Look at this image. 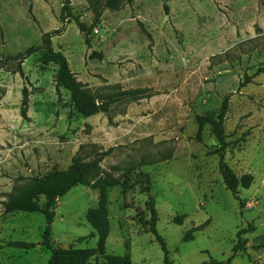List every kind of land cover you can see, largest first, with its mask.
<instances>
[{
    "label": "rangeland",
    "instance_id": "374dc122",
    "mask_svg": "<svg viewBox=\"0 0 264 264\" xmlns=\"http://www.w3.org/2000/svg\"><path fill=\"white\" fill-rule=\"evenodd\" d=\"M66 1L0 0V264H48L51 252L38 244L45 216L5 212L4 202L53 169H68L74 157L98 161L119 180L107 190L106 253L91 264H111L110 257L126 253L132 264H164L160 242L141 222L152 218V197L174 264L228 259L243 229L250 230L241 236L246 248L232 263L264 264V72L256 75L264 67V0H118L116 11L105 7L107 0ZM65 5L87 25L102 11L90 46L72 19L53 37L72 71L99 94L142 89L138 98L84 116L42 49L21 61L46 32L64 25ZM93 50L103 57H91ZM248 76L252 82L243 86ZM225 97L226 161L236 177L253 176L249 188L239 189L244 206L226 187L219 156L210 153L218 146L211 126L197 137L196 117L217 115ZM98 201L99 190L86 185L58 199L52 232L60 246H97L87 212ZM10 240L36 246H7Z\"/></svg>",
    "mask_w": 264,
    "mask_h": 264
},
{
    "label": "trees",
    "instance_id": "16d2710c",
    "mask_svg": "<svg viewBox=\"0 0 264 264\" xmlns=\"http://www.w3.org/2000/svg\"><path fill=\"white\" fill-rule=\"evenodd\" d=\"M134 0H128L129 3ZM105 7L112 11H116L122 8V3L118 0H107ZM102 11L96 12L94 22L91 25H87L85 22L80 21L79 15L73 13L70 5H65L64 12L62 13V20L64 25L61 28L53 29L46 32L43 35V41L40 46H32L28 48L25 56L22 60L30 56L31 54L43 50L44 55L48 57L50 61L55 62L58 65L57 71V83L59 86H63L69 90L71 100L74 108L78 114L89 116L98 112H107L110 108L124 100H133L138 98L142 93V89H128L120 90L118 92L109 93L108 95H102L89 88L77 75L72 71L68 58L59 50H56L53 46V37L63 33L65 24L69 20H75L83 37L88 46L91 45L90 34L93 33L96 24L100 21ZM91 57H103L101 52L93 50ZM20 74L24 75L23 69L20 65ZM264 72V67L259 68L256 75ZM252 77H246L243 82V86L252 82ZM27 88H24L25 96L23 99V116L27 115ZM101 100V103H99ZM229 109V98L225 97L220 111L217 115L214 114H201L196 117L198 123V139H201V134L205 125H210L212 132L215 135L218 146L211 151L212 154H217L220 158L219 170L223 176V181L226 187L232 191L234 196L240 200L241 206L245 205L239 195L240 187L249 188L253 181L252 174H244L240 178L236 177L233 169L226 161V151L229 145L228 135L226 133L225 121L227 118V112ZM119 184V180L110 172L102 171V168L98 161H86L80 157H74L66 170L53 169L45 176L35 179L33 186L25 192L11 196L4 202L5 212H12L15 210H21L29 213H42L46 219V225L42 233L41 245L50 250L51 255L48 264H91V258L97 255H103L106 253L107 239L111 230V223L109 218L108 209V196L107 190L109 187ZM77 185H86L91 189L99 190L98 205L89 208L87 212V220L95 229L98 236L97 246L94 248H63L57 243L53 236L52 227L56 216V204L58 199L66 195L73 187ZM43 196L45 201L40 203V198ZM152 218L148 222L141 220L145 225H150V231L156 236V239L160 242V245L164 251V264H174L170 258V252L167 247V243L164 238L159 234L157 230L158 212L156 208V201L152 197L149 202ZM184 220V216L175 217V221L180 223ZM209 221H205L201 225L195 226L189 229L184 240L189 241L194 239V233L199 230H203ZM252 229L253 226H251ZM249 229L240 230L237 234L238 242L233 248V254L226 260L211 259L209 262H203L201 264H233L232 261L237 255L238 251L245 249V242L247 238L242 239V234L249 232ZM92 233L90 236H94ZM86 237H80L79 241H83ZM239 240H242L241 243ZM7 246L18 247L22 249H32L36 246L35 242L10 240L6 242ZM111 264H132V257L130 253H126L122 256L110 257Z\"/></svg>",
    "mask_w": 264,
    "mask_h": 264
},
{
    "label": "built area",
    "instance_id": "2783aa9c",
    "mask_svg": "<svg viewBox=\"0 0 264 264\" xmlns=\"http://www.w3.org/2000/svg\"><path fill=\"white\" fill-rule=\"evenodd\" d=\"M94 32H95V33H99V29H98V27H95V28H94Z\"/></svg>",
    "mask_w": 264,
    "mask_h": 264
},
{
    "label": "water",
    "instance_id": "95a60500",
    "mask_svg": "<svg viewBox=\"0 0 264 264\" xmlns=\"http://www.w3.org/2000/svg\"><path fill=\"white\" fill-rule=\"evenodd\" d=\"M66 3L69 4L70 0H67ZM99 103H101V100H99ZM38 244H41V242H38Z\"/></svg>",
    "mask_w": 264,
    "mask_h": 264
}]
</instances>
